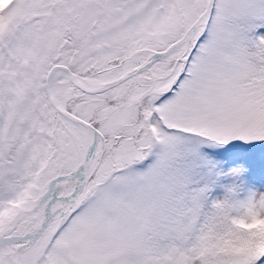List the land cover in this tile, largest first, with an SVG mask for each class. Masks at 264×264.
<instances>
[{"label": "snow or ice", "instance_id": "snow-or-ice-1", "mask_svg": "<svg viewBox=\"0 0 264 264\" xmlns=\"http://www.w3.org/2000/svg\"><path fill=\"white\" fill-rule=\"evenodd\" d=\"M0 264H264V0H8Z\"/></svg>", "mask_w": 264, "mask_h": 264}, {"label": "rangeland", "instance_id": "rangeland-1", "mask_svg": "<svg viewBox=\"0 0 264 264\" xmlns=\"http://www.w3.org/2000/svg\"><path fill=\"white\" fill-rule=\"evenodd\" d=\"M8 0H0V8L4 7Z\"/></svg>", "mask_w": 264, "mask_h": 264}]
</instances>
